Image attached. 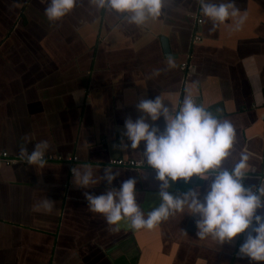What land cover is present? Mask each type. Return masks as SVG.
Instances as JSON below:
<instances>
[{"label":"crops","instance_id":"obj_1","mask_svg":"<svg viewBox=\"0 0 264 264\" xmlns=\"http://www.w3.org/2000/svg\"><path fill=\"white\" fill-rule=\"evenodd\" d=\"M233 2L245 17L239 29L231 17L213 29L199 0H164L161 16L142 26L89 0H77L57 21L46 18L42 0H0V151L20 157L22 147L31 152L47 141L48 155L76 158L46 162L43 169L20 161L0 165V264H250L238 253L245 234L223 244L199 239L196 217L187 213L150 230L132 229L126 220L118 228L107 225L88 210L84 196L102 193L106 184L78 187L71 173L85 164L99 175L111 167L120 173L117 187L136 178L137 203L146 215L160 203L155 170L109 160L141 161L138 150L118 149L124 120L140 115L139 100L159 95L176 108L190 90L198 104L234 126L223 167L230 169L247 151L244 184L264 185V0ZM197 16L202 22L196 26ZM194 26L202 39L192 44ZM155 124L163 130L162 118ZM208 183L193 178L168 191L199 187L203 196ZM45 197L54 201L53 211H34Z\"/></svg>","mask_w":264,"mask_h":264},{"label":"clouds","instance_id":"obj_2","mask_svg":"<svg viewBox=\"0 0 264 264\" xmlns=\"http://www.w3.org/2000/svg\"><path fill=\"white\" fill-rule=\"evenodd\" d=\"M46 3L44 14L49 21H57L69 13L77 0H42ZM96 9L121 14L122 19L136 26L161 16L164 0H89ZM202 15L213 25L226 22L230 17L239 29L245 17L240 15L233 0L213 3L199 0ZM168 66L175 67L169 59ZM157 70L154 74H158ZM157 95L141 99L136 104L140 115L126 118L123 124L124 142L120 151L138 150L141 163L155 170L159 184L160 203L145 215L137 203L136 178L129 177L113 185L120 175L111 167H104L102 175L96 174L87 164L71 169L73 183L90 188L104 182L106 189L100 194L85 192L87 208L100 214L109 226L119 227L122 220L132 229H153L160 222L176 213L195 216L196 237L211 238L218 244L231 242L239 234H245L238 253L250 264L264 262V185L245 186L250 171L247 151L229 169L223 162L231 155L235 142V129L227 120L214 116L196 102L192 91H187L176 108ZM163 119V130L155 124ZM149 121L153 123H149ZM143 142V148H140ZM50 148L47 141L35 143L33 150L20 149V157L28 165L43 169ZM196 178L207 180V189L201 196L199 187H190L179 195L168 189L172 184H190ZM54 201L44 198L36 203L34 211L51 213Z\"/></svg>","mask_w":264,"mask_h":264},{"label":"built area","instance_id":"obj_3","mask_svg":"<svg viewBox=\"0 0 264 264\" xmlns=\"http://www.w3.org/2000/svg\"><path fill=\"white\" fill-rule=\"evenodd\" d=\"M202 22V18L198 17L196 18V26L199 25ZM196 26L193 27V32H192V40L191 43L195 44L201 41L202 36L197 30ZM182 69H187V63L184 62L181 64ZM76 161L75 157H67V158H61L59 156H53V155H48L46 154V162H54V161ZM25 162L24 160L21 159V157H12L8 154L6 151H0V165L5 164V165H12L15 164L16 162ZM109 164L112 166H119V167H129V168H150L146 164H142L140 160H125L122 158H112L109 160ZM261 181H264V169L262 171V176H261Z\"/></svg>","mask_w":264,"mask_h":264},{"label":"water","instance_id":"obj_4","mask_svg":"<svg viewBox=\"0 0 264 264\" xmlns=\"http://www.w3.org/2000/svg\"><path fill=\"white\" fill-rule=\"evenodd\" d=\"M160 40L162 42L163 51L165 52L166 56H170V49L167 39L165 37H161Z\"/></svg>","mask_w":264,"mask_h":264}]
</instances>
